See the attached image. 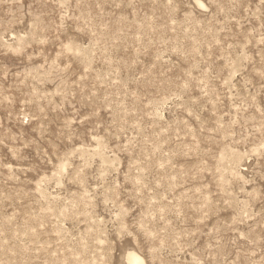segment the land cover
I'll use <instances>...</instances> for the list:
<instances>
[{
	"label": "rangeland",
	"instance_id": "rangeland-1",
	"mask_svg": "<svg viewBox=\"0 0 264 264\" xmlns=\"http://www.w3.org/2000/svg\"><path fill=\"white\" fill-rule=\"evenodd\" d=\"M129 252L264 264V0H0V264Z\"/></svg>",
	"mask_w": 264,
	"mask_h": 264
},
{
	"label": "bare ground",
	"instance_id": "bare-ground-1",
	"mask_svg": "<svg viewBox=\"0 0 264 264\" xmlns=\"http://www.w3.org/2000/svg\"><path fill=\"white\" fill-rule=\"evenodd\" d=\"M231 153V152H230ZM229 153V154H230ZM233 154V153H232ZM234 154H235V152H234ZM238 155H239V153H238ZM238 155H236L237 156V158H236V162H237V159H238ZM229 156V155H228ZM232 156V155H231ZM241 156V155H240ZM233 157V156H232ZM240 159V158H239ZM238 159V160H239ZM241 161V160H240ZM234 162V161H233ZM235 163V162H234ZM238 163V162H237ZM236 163V164H237ZM238 165V164H237ZM126 259H127V264H144V262H143V260L136 254V253H134V252H129L128 254H127V256H126Z\"/></svg>",
	"mask_w": 264,
	"mask_h": 264
}]
</instances>
